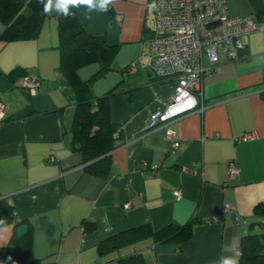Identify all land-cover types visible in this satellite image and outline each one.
<instances>
[{"label": "crops", "instance_id": "1", "mask_svg": "<svg viewBox=\"0 0 264 264\" xmlns=\"http://www.w3.org/2000/svg\"><path fill=\"white\" fill-rule=\"evenodd\" d=\"M224 1L231 16L264 17V0ZM153 4L113 0L107 13L93 12L91 19L82 8L71 10L88 33L116 47L111 69L91 85L95 96L113 90L107 104L119 129L106 177L86 172L81 153L72 150L77 100L59 69V14H47L34 39H0V99L8 106L0 118V199L12 206L14 219L0 226V247L13 229L29 228L32 254L42 264H118L134 253L145 264H222L229 257L239 262L251 223L264 228V216L254 214L264 206V35L250 34L235 59L222 55L202 76L196 109L151 129L150 114L175 89L174 80L152 72ZM15 68L39 80L35 92L22 86V76H9ZM98 69L93 63L77 72L87 80ZM249 131L254 139L236 140ZM83 221L95 229L84 232ZM146 223L153 230L190 223L192 236L167 243L147 238L98 254L101 240Z\"/></svg>", "mask_w": 264, "mask_h": 264}, {"label": "trees", "instance_id": "2", "mask_svg": "<svg viewBox=\"0 0 264 264\" xmlns=\"http://www.w3.org/2000/svg\"><path fill=\"white\" fill-rule=\"evenodd\" d=\"M45 16L41 0H0V21L4 25L0 31V39L19 41L36 38ZM57 25L59 69L77 100L70 129L72 150L81 153L86 172L106 177L111 166V151L115 147L113 135L119 129L110 119L107 104V97L113 90L102 96H95L91 85L111 69L116 47L108 45L103 36L88 33L75 13L68 17L59 15ZM93 63L98 64L99 69L89 79L81 80L77 71ZM26 74L23 69L15 68L9 76ZM254 214L264 216V206H256ZM13 220L12 206L5 199H0V226L12 224ZM82 228L84 232L92 231L95 223L83 221ZM191 236L190 223H171L158 230H153L146 223L101 240L97 250L100 256H104L147 238H151L154 243H167L185 241ZM0 264H42L32 254L31 229L28 228L23 233H17L13 229L8 243L0 247ZM118 264L145 263L140 253H134L120 257ZM238 264H264V237L261 234L249 233L242 237Z\"/></svg>", "mask_w": 264, "mask_h": 264}, {"label": "built area", "instance_id": "3", "mask_svg": "<svg viewBox=\"0 0 264 264\" xmlns=\"http://www.w3.org/2000/svg\"><path fill=\"white\" fill-rule=\"evenodd\" d=\"M154 4V24L149 38L152 72L159 80H174L175 89L164 106L150 114L151 129L165 127L196 109L198 96L202 101V76L214 69L222 55L235 59L250 34L264 35V17L231 16L224 0H154ZM205 58L211 63L209 66L204 65ZM21 84L33 93L39 80L24 75ZM7 107L0 99V118ZM166 135L172 147H178L172 130L166 129ZM255 137V132L249 131L236 140L244 142ZM238 173L237 165L231 163L230 176ZM174 196L181 197V191L176 190ZM130 206V203L124 205L126 209ZM229 209L226 205L221 212Z\"/></svg>", "mask_w": 264, "mask_h": 264}, {"label": "clouds", "instance_id": "4", "mask_svg": "<svg viewBox=\"0 0 264 264\" xmlns=\"http://www.w3.org/2000/svg\"><path fill=\"white\" fill-rule=\"evenodd\" d=\"M43 4L44 14H51L53 12L68 17L74 13L72 9H84L82 13L86 19H91V13H107L109 6L113 3V0H41ZM155 7V4L150 5ZM222 264H238V260L235 257L226 258Z\"/></svg>", "mask_w": 264, "mask_h": 264}, {"label": "rangeland", "instance_id": "5", "mask_svg": "<svg viewBox=\"0 0 264 264\" xmlns=\"http://www.w3.org/2000/svg\"><path fill=\"white\" fill-rule=\"evenodd\" d=\"M251 233H257L262 234V237H264V228H260L259 225L254 226V229L250 231Z\"/></svg>", "mask_w": 264, "mask_h": 264}, {"label": "water", "instance_id": "6", "mask_svg": "<svg viewBox=\"0 0 264 264\" xmlns=\"http://www.w3.org/2000/svg\"><path fill=\"white\" fill-rule=\"evenodd\" d=\"M254 226H256V224L255 223H251L249 225V227H248V231L250 232L252 229H254ZM259 227H260V225H259Z\"/></svg>", "mask_w": 264, "mask_h": 264}]
</instances>
